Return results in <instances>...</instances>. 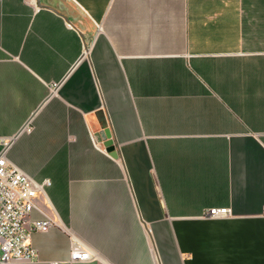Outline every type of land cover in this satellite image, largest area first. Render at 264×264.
<instances>
[{
    "label": "crops",
    "instance_id": "1",
    "mask_svg": "<svg viewBox=\"0 0 264 264\" xmlns=\"http://www.w3.org/2000/svg\"><path fill=\"white\" fill-rule=\"evenodd\" d=\"M40 2L0 0V138L60 225L11 264H264V0Z\"/></svg>",
    "mask_w": 264,
    "mask_h": 264
},
{
    "label": "built area",
    "instance_id": "2",
    "mask_svg": "<svg viewBox=\"0 0 264 264\" xmlns=\"http://www.w3.org/2000/svg\"><path fill=\"white\" fill-rule=\"evenodd\" d=\"M84 48L82 56H86ZM57 83H51L49 90L54 92ZM27 122L24 130L30 131ZM11 140L0 138V264L14 262H37L39 253L31 243V232L45 231L52 226H59L60 222L52 214L42 210L36 200L39 196L47 197V186L51 180L45 178L36 180L24 172L9 156L7 150ZM38 211L39 218H33L32 213ZM210 217L231 215L228 207H212L206 212ZM70 238L69 262L94 260L97 254L71 230L66 228ZM50 264H59L51 261Z\"/></svg>",
    "mask_w": 264,
    "mask_h": 264
},
{
    "label": "water",
    "instance_id": "3",
    "mask_svg": "<svg viewBox=\"0 0 264 264\" xmlns=\"http://www.w3.org/2000/svg\"><path fill=\"white\" fill-rule=\"evenodd\" d=\"M37 3H38V5L39 4L41 5L40 0H37ZM107 145L110 146L109 148H110L111 151H114L115 150V147L113 145V141L110 140L109 142H107Z\"/></svg>",
    "mask_w": 264,
    "mask_h": 264
}]
</instances>
